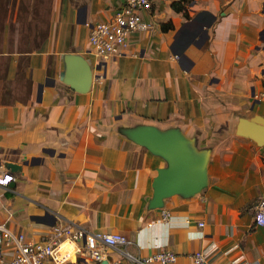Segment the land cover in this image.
I'll list each match as a JSON object with an SVG mask.
<instances>
[{
	"label": "crops",
	"instance_id": "1",
	"mask_svg": "<svg viewBox=\"0 0 264 264\" xmlns=\"http://www.w3.org/2000/svg\"><path fill=\"white\" fill-rule=\"evenodd\" d=\"M173 1L153 0L151 28L103 60L91 29L122 0H0V175L14 176L0 183V222L35 240L58 219L121 232L133 254L168 248L173 264L203 249V264H264V144L239 133L242 117L264 116V0H196L190 19ZM140 125L178 129L207 157V185L152 207L167 161L127 133ZM105 264L128 259L109 249Z\"/></svg>",
	"mask_w": 264,
	"mask_h": 264
},
{
	"label": "built area",
	"instance_id": "2",
	"mask_svg": "<svg viewBox=\"0 0 264 264\" xmlns=\"http://www.w3.org/2000/svg\"><path fill=\"white\" fill-rule=\"evenodd\" d=\"M153 3V0H122L111 20L92 27L89 40L94 53L103 60L125 53L132 32L151 28L145 13H153ZM260 96L264 99V88ZM13 178L9 173L0 175V183L7 185ZM162 214L164 219L170 215L168 211ZM254 223L264 225V195L256 205ZM130 244V239L121 232L90 231L63 219H58L40 240L29 238L25 232L15 231L0 222V264H69L73 255L78 261L87 256L90 264H103L109 249H122L128 264H173L179 257L168 248L141 257L129 250ZM210 250H196L192 254L194 262L203 264Z\"/></svg>",
	"mask_w": 264,
	"mask_h": 264
},
{
	"label": "water",
	"instance_id": "3",
	"mask_svg": "<svg viewBox=\"0 0 264 264\" xmlns=\"http://www.w3.org/2000/svg\"><path fill=\"white\" fill-rule=\"evenodd\" d=\"M86 72L89 81L91 73L89 70ZM72 74V67H69L68 75ZM68 81L77 89L73 82ZM42 88L43 86L40 87V91ZM250 121L264 125V116L256 115L252 120L242 117L239 133L251 135L259 144H264V130L261 136H256L252 132L246 133L245 125ZM127 133L135 141L148 147L153 153L162 156L167 161V166L159 168L158 174L154 178L152 207H162L165 199L174 194L193 195L207 185V157L205 155L198 157L178 129L163 131L154 125H140L137 128L129 129ZM29 162L34 163L36 159L25 161V163ZM7 165L11 171H17L22 167V165L13 162H9ZM105 263L106 261L103 262V264Z\"/></svg>",
	"mask_w": 264,
	"mask_h": 264
},
{
	"label": "trees",
	"instance_id": "4",
	"mask_svg": "<svg viewBox=\"0 0 264 264\" xmlns=\"http://www.w3.org/2000/svg\"><path fill=\"white\" fill-rule=\"evenodd\" d=\"M195 1L196 0H174L172 2V7L176 12H181L186 18L190 19L192 17L190 14V6ZM173 28H174V23L172 21H168L162 24V30L164 31H168Z\"/></svg>",
	"mask_w": 264,
	"mask_h": 264
}]
</instances>
